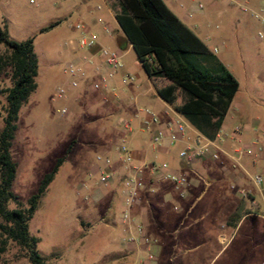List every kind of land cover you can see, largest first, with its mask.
<instances>
[{"label": "rangeland", "instance_id": "obj_1", "mask_svg": "<svg viewBox=\"0 0 264 264\" xmlns=\"http://www.w3.org/2000/svg\"><path fill=\"white\" fill-rule=\"evenodd\" d=\"M165 2L173 10V3L178 4L171 0ZM183 2L186 3L182 11L192 12V23L198 24L207 33L216 35L222 32L228 40L227 45L231 47L223 51V58H226V62L235 63L234 73L240 89L228 110L225 124L242 128L253 126L262 130L264 44L258 32H264V23L250 12H241L234 5L228 6L226 14L220 16L218 12L222 4L218 0ZM197 2L203 4L202 11L195 10ZM251 7L253 11L264 15V0H259ZM77 11L75 7L67 9L47 0H36L32 4L28 0H10L9 4L0 0V27L5 28L9 38L16 41L32 37L38 59L35 77L37 87L19 109L17 130L11 146V157L16 163L12 191L17 195L21 207L26 208L42 176L51 169L58 157L65 156L29 221V234L36 237L37 250L45 257L53 254L49 257V264H129L122 260V255H118L123 252L124 245L120 232L112 225L106 226L105 223L111 221L96 206L101 194L92 202L85 201V196L97 190L101 192L110 185L111 181L107 185L99 183L97 168L100 163L96 157L108 156L113 162L107 145L110 140L118 154L121 139L111 140L109 137V126L113 119L104 116L103 103L95 96V90L91 86L85 87L80 77L75 78L78 86L72 87L70 81L73 78L64 72L69 63L78 64L72 55L73 49L81 47L80 31L72 28ZM64 13H68L71 18H62ZM55 22H58L56 26L40 32L41 28ZM3 50L4 46L0 45V52ZM216 54L217 58H222L221 51ZM10 85V71L6 70L0 76V87ZM58 87L65 88L63 97L56 95ZM4 104V96L0 95V129ZM62 108H66V114L59 112ZM123 121H129L132 131H135V124L127 116L118 117L114 123L121 126ZM146 136L149 138L150 134L146 133ZM118 157L123 163L119 154ZM186 176L189 180V176ZM211 176H203L211 186L185 217V205L180 214L169 204H165L161 210L149 209L151 229L147 235L151 240L150 248L131 255L130 264H264V220L247 217L236 230L232 227L220 228L221 225L226 226V215L229 208L234 207L233 203L220 214L209 213L200 218L208 209L205 205L212 194L219 192L232 196L234 201L239 199L236 190L231 188L233 183L228 179L219 182L215 176ZM185 188L187 185L182 191ZM202 190L203 185H200L190 194L186 207ZM176 192L179 195L181 191ZM89 204L94 206V217L87 219L94 225L93 229L88 234H78L81 227L76 223L77 215ZM114 205V220L119 223L125 205L119 201ZM8 207L14 208L16 204L10 202ZM186 225H190L189 229L194 232L196 239L210 236L209 239L204 243L198 240L196 243L200 245L191 248V243L182 241L184 234L190 232L183 229ZM175 229L179 230L178 233ZM215 230L224 235L225 242L214 237L212 231ZM155 245H159L161 250V256L157 259ZM0 264L30 263L26 251L9 241L0 253Z\"/></svg>", "mask_w": 264, "mask_h": 264}, {"label": "crops", "instance_id": "obj_2", "mask_svg": "<svg viewBox=\"0 0 264 264\" xmlns=\"http://www.w3.org/2000/svg\"><path fill=\"white\" fill-rule=\"evenodd\" d=\"M3 1L5 4L10 3V0ZM47 1L55 3L57 6H65L67 9L71 7L77 8L78 11L75 15L76 21L72 25V28H74L76 23L80 22L84 26L85 33L92 34L97 40V44L92 48L86 49L80 47L73 49L72 55L78 65L82 66L86 73L85 78H81L85 87H89L93 84L98 85V88L95 90V96L103 103V109L105 112L104 116H106L107 119H113L108 132L111 140L114 138L122 139V137L125 136L123 131H121V126H117L114 123V120L118 117L127 116L136 126L134 132L132 131L126 135V139L133 153L132 163L136 166H142V178L144 181V187L139 192L140 200L131 209V215L134 221L141 220L146 228V231L149 232L151 229L149 209L151 211L161 210L165 204L172 206L175 211L179 212L178 214L183 211L185 205V214L183 215V217H185L191 212L195 203L205 196L207 189L211 186V183L203 177L206 175H209L210 177H212L211 175L215 176L219 182L228 179V181L233 184H240L246 188L251 187L243 170L239 167L233 166L231 160L222 153L219 154V159L217 160H213L209 157H200L189 163L184 162L178 157V152L185 146L186 143L196 141L197 134L206 137L195 129L186 119L185 120L188 122L191 129L187 131L184 140L174 144H168L165 142V144L161 146H153L150 143L152 131L157 124H150V129L146 128L145 120L148 118V114H146L145 110H150L158 117L159 125H163L168 120L173 119L178 113L157 94L152 81L141 66L132 45L129 43L123 31L119 27L115 19L114 9L107 0ZM163 1L165 2V0ZM171 1L178 2V4L173 3L172 5L175 10H173L165 2L166 5L204 41L216 57L218 56L216 53L221 51L222 58L219 57L217 59L238 81L234 73L235 63L229 61L226 62V58H223L225 53L223 51L231 48L230 45H227L228 40L226 35L222 32L215 35L210 32L207 33L202 31L198 24L192 23L190 18L192 14L189 15L190 11L187 13L182 11V8L184 7L183 5L186 2L182 3L183 0ZM238 1L252 9L251 5L257 3L259 0ZM221 4L222 6L220 7L222 8L218 12V15L220 16H224L226 14L228 6H237L229 0H221ZM69 16L70 15L68 13H64L62 18ZM262 29L264 31V26ZM78 35L81 36L82 32H78ZM101 46L119 51L122 56L121 60L123 67L117 70L107 67L103 63L102 57L99 53V48ZM124 74L133 75L135 80L124 81ZM102 78H106V82H102ZM239 89L240 83L238 90ZM226 117L227 114L225 115L220 128L231 130L234 126L225 124ZM262 130H264V127ZM146 133L150 134L149 138L146 136ZM242 137L245 142H251L255 139L260 140L258 145L260 150L257 155L253 156L245 154L241 160V166L248 172L261 174L264 179V140L260 139V130L255 129L253 126H245L243 127ZM221 146L224 151L232 152L235 147V143L231 138H228L221 144ZM107 150L113 158V177L110 185L105 187L100 192L101 196L98 200H96L98 201L96 206H99L98 208L102 209L101 214L107 215L109 221H111L105 223L106 226L112 225L120 232L124 245L123 252L118 253V255H122V260L130 264L132 261L130 256L135 255L142 249H137L127 242V237L131 232L130 227L128 225L121 224L120 222L116 223L114 220V213L112 211L116 201H119L121 205L124 203L122 188L123 179L127 175V167L120 161L118 154L115 153V150L111 145L110 140L107 145ZM151 163H166L172 171L188 175L189 180L187 183V189L185 188L186 190L183 191V194L181 195L180 193L178 195L176 192L178 189H176L171 182L164 179L161 175L152 174L149 168ZM200 185H203V190L195 197L192 203L186 207V203L191 197L190 194L197 190ZM232 203L234 204V207H230ZM93 207V205L89 204L87 207L83 208L80 213H78L76 223H78L81 227V230L77 231L78 234H88L91 229H93L94 225L90 224L87 220L88 218L91 219L95 215ZM205 207L208 209H206V212L202 214L200 218H203L204 215L209 213L220 214L226 207H230L229 213L226 215V226L221 225L220 228L222 229L224 227H232L236 230L240 227L243 219L245 220L247 217L264 220V218L248 214L250 211L248 200L239 198L237 201H234L232 196H227L219 192L212 194L209 197ZM179 224H182V222H179ZM189 226L190 225H186L183 229L190 231ZM178 231V229H175L176 233H178ZM219 232L220 231L215 230L212 231V234H214L216 239L225 242L226 239L224 235ZM209 237L210 236H203L201 239H196L194 232L190 231L184 234L182 241H184V243H191V248H195L200 245V243H196V241L199 240V242L204 243L209 239ZM174 246H177V244ZM154 249L155 257L157 259L161 256V250L159 245H155Z\"/></svg>", "mask_w": 264, "mask_h": 264}, {"label": "trees", "instance_id": "obj_3", "mask_svg": "<svg viewBox=\"0 0 264 264\" xmlns=\"http://www.w3.org/2000/svg\"><path fill=\"white\" fill-rule=\"evenodd\" d=\"M107 1L157 94L200 133L214 137L239 88L236 78L163 0ZM57 24L43 27L40 32ZM0 45L4 46L0 52V76L9 70L11 78L9 87H0L5 99L0 129V253L11 241L26 251L30 264H49L53 254L45 257L39 253L36 237L29 234V221L65 156L54 161L27 207L22 208L12 191L16 163L11 146L19 109L37 87L38 59L32 37L16 41L0 27ZM10 202L16 207L9 208Z\"/></svg>", "mask_w": 264, "mask_h": 264}, {"label": "built area", "instance_id": "obj_4", "mask_svg": "<svg viewBox=\"0 0 264 264\" xmlns=\"http://www.w3.org/2000/svg\"><path fill=\"white\" fill-rule=\"evenodd\" d=\"M29 3H35L36 0H28ZM221 1V0H218ZM234 3L242 12H250L251 15L259 18L261 22L264 23V15L253 11L245 4L240 3L238 0H229ZM203 4L197 2L195 4L196 11H202ZM192 12H189L191 15ZM76 30L82 32L79 39V44L82 48H92L97 44L95 36L89 33H85L84 26L81 23H76L74 25ZM258 37L262 40L264 44V33L262 31L258 32ZM216 51V50H215ZM99 53L102 57L103 63L113 69L117 70L123 67L121 53L117 50H111L106 47L101 46L99 48ZM65 73L70 75L73 79L70 81L72 87L78 86V80L76 77L85 78L86 73L82 66L78 64L69 63L65 70ZM124 81H133L135 77L133 75L124 74ZM102 82H106V78H102ZM92 89L96 90L98 88L97 84L91 85ZM66 93L64 87H58L56 89V95L58 97H63ZM61 114H66V108H62L59 111ZM148 114V118L145 120V126L150 129V124H157L152 131L150 143L153 146H161L167 142L168 144H174L176 142L185 139L187 131L190 130V126L185 118L179 113L175 115L173 119L168 120L163 125H159L158 117L152 113L150 110H145ZM124 133V137L121 139L117 151L121 156L123 163L127 167V175L123 179L122 194L124 197L125 210L120 215L119 222L121 224L128 225L130 227V234L127 237V242L137 249L149 250L150 239L148 238L146 228L141 220L134 221L131 215V209L140 200V190L144 187V181L142 178V166L133 165V153L132 149L127 144L126 135L132 132V127L129 121H123L121 125ZM243 128L236 125L231 130H226L220 128L212 138L204 137L197 134V139L195 142H188L185 146L178 152V157L186 163H189L200 157H209L213 160L219 159V154H224L228 159L231 160L233 166L239 167L243 170L244 174L248 178L251 185L250 188H246L240 184H234L231 186L232 189L236 190L238 198L245 199L249 201L250 211L249 215L264 218V179L259 173H251L245 170L241 166V160L245 154L256 156L258 151V145L260 143L259 139H255L251 142H245L242 137ZM231 138L235 147L232 152H227L222 149L221 144ZM260 139L264 140V130H260ZM100 165L97 168L99 174V183L102 185H107L113 177L112 169V159L108 156L98 155L96 157ZM150 171L154 175H161L164 179L171 182L176 189L180 190L181 195L183 194V188L187 185V176L183 173L172 171L168 164L166 163H151ZM100 196V191L97 190L93 194L85 196V201L92 202L96 197Z\"/></svg>", "mask_w": 264, "mask_h": 264}]
</instances>
